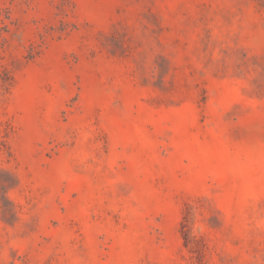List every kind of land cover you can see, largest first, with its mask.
<instances>
[{"label": "rangeland", "instance_id": "1", "mask_svg": "<svg viewBox=\"0 0 264 264\" xmlns=\"http://www.w3.org/2000/svg\"><path fill=\"white\" fill-rule=\"evenodd\" d=\"M0 264H264V0H0Z\"/></svg>", "mask_w": 264, "mask_h": 264}]
</instances>
